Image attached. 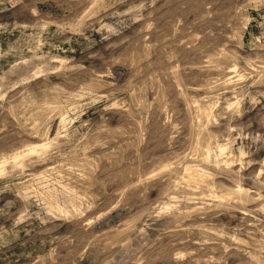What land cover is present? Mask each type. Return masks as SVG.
I'll return each mask as SVG.
<instances>
[{"label":"rangeland","instance_id":"obj_1","mask_svg":"<svg viewBox=\"0 0 264 264\" xmlns=\"http://www.w3.org/2000/svg\"><path fill=\"white\" fill-rule=\"evenodd\" d=\"M0 264H264V0H0Z\"/></svg>","mask_w":264,"mask_h":264}]
</instances>
